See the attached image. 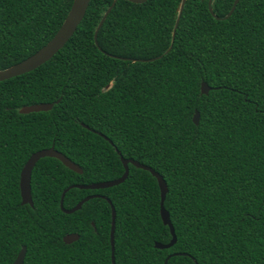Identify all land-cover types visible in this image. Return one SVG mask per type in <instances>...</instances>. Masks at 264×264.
Wrapping results in <instances>:
<instances>
[{"label":"trees","instance_id":"1","mask_svg":"<svg viewBox=\"0 0 264 264\" xmlns=\"http://www.w3.org/2000/svg\"><path fill=\"white\" fill-rule=\"evenodd\" d=\"M90 0L73 35L37 68L0 81V264L26 246L24 264H112L111 208L96 196L65 213L70 185L120 177L124 158L165 180L164 207L148 171L128 164L107 188L65 192L70 209L87 195L115 209V264H264V0ZM73 0H0V70L45 45ZM171 45V48L168 47ZM124 58V59H120ZM126 58V59H125ZM204 81L210 87L201 94ZM48 111L22 106L55 102ZM199 112L198 124L192 121ZM105 135L112 143L102 137ZM31 171L33 206L21 204L20 171ZM77 233L69 244L63 236Z\"/></svg>","mask_w":264,"mask_h":264},{"label":"water","instance_id":"2","mask_svg":"<svg viewBox=\"0 0 264 264\" xmlns=\"http://www.w3.org/2000/svg\"><path fill=\"white\" fill-rule=\"evenodd\" d=\"M89 1L90 0H73L72 5H71L65 19L63 20L62 24L60 25L58 30L55 32V34L52 36V38L45 45L40 47L37 51H35L33 54L29 55L25 59L21 60L20 62L15 63V64H13V65L5 68V69H1L0 70V81L14 77V76L21 75V74L26 73V72H29V71L37 68L41 64L45 63L47 60H49L58 50H60L64 46V44L73 35L78 24L81 22V20L83 19L84 15H85ZM128 1H131L134 3H142L146 0H128ZM185 1L186 0H181L179 3V6L177 8L178 14H177V17H176V20L174 23V27L172 30L171 43L174 39L175 30L177 28V25H178L180 15H181L182 9L184 7ZM211 1L212 0H208V10L216 19H220V17L216 16L213 13ZM238 1L239 0L233 1V4H232L230 10L227 12V14L223 18H228L231 15V13L234 11L235 6L237 5ZM115 2H116V0H113L112 4L106 9V11L102 15V17H101V19H100V21H99V23H98V25L94 31V42L96 45H98L97 33H98L100 27L102 26L107 14L111 10V8L114 6ZM170 48H171V45L168 47V49L166 51H168ZM120 59H124V58L120 57ZM209 90H210V87L208 86V84L206 82L202 81L201 85H200L201 94H206ZM58 102H59V99H57L55 102H41V103H34V104H30V105H25L19 109V112L26 114V113H30V112L48 111L53 107L54 103H58ZM192 121L194 122V124H198L199 112L197 110H195V112L193 114ZM100 135L102 137H104L105 139H107L110 143H112L105 135H102V134H100ZM116 151L119 154L120 160H121L123 167H124L123 174L120 177H118L116 179H112V180H105V181L94 182V183H90V184H74V185L68 186L62 192L61 197H60V208H61V210L65 213H72V212L80 209L82 204L85 201H87L88 199L99 196L97 194L87 195L82 200H80L74 207H72L70 209H65L63 207V198L65 195V192L68 189H70L72 187H77L80 189H101V188H107V187H110L113 185H117L126 179L128 172H129L128 164H132L138 168L148 170L157 180V184H158L159 191H160L159 213H160V217H161L163 224L168 226V228H169V231L171 234V239L167 243L155 242L154 246L156 248H160V249L171 247L176 242V235H175L174 227H173L171 220H170V217H169V213L163 205L165 195L167 192V185H166L165 180L157 171H155L151 167H149L145 164H142L137 160L124 158L123 156L120 155V152L117 149H116ZM45 156L57 158L67 168H69L75 172H78V173L82 172V169L79 165H77L75 162L70 160L68 157H66L64 154H62L58 150H56L54 148V146H50L49 148H44V149H40V150L33 152L29 156L27 161L24 163V165L20 171L19 188H20L21 204H29L30 206H33V200H32V195H31V185H30L31 171H32L35 163L40 158H43ZM101 197L105 198L108 201V203L110 204V208H111V226H110V233H109L110 249H111L110 258H111V263L115 264L114 230H115L116 213H115V209H114V206L112 205L111 201L104 196H101ZM78 238H79V235L77 233H70V234L63 236V242L69 244V243L77 240ZM25 252H26V246L23 245L21 247V249L19 250L16 258L12 262V264H24ZM169 257L170 256L166 257V259L164 260V264H167V260Z\"/></svg>","mask_w":264,"mask_h":264},{"label":"flooded vegetation","instance_id":"3","mask_svg":"<svg viewBox=\"0 0 264 264\" xmlns=\"http://www.w3.org/2000/svg\"><path fill=\"white\" fill-rule=\"evenodd\" d=\"M97 195H99V194H97ZM99 196H103V195H99Z\"/></svg>","mask_w":264,"mask_h":264}]
</instances>
